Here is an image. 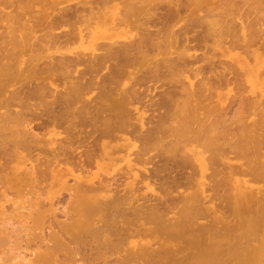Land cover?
I'll return each mask as SVG.
<instances>
[{
	"label": "bare ground",
	"instance_id": "6f19581e",
	"mask_svg": "<svg viewBox=\"0 0 264 264\" xmlns=\"http://www.w3.org/2000/svg\"><path fill=\"white\" fill-rule=\"evenodd\" d=\"M69 1L0 0V251L18 245L14 264H264V86L226 59L228 113L209 47L259 44L264 0Z\"/></svg>",
	"mask_w": 264,
	"mask_h": 264
},
{
	"label": "rangeland",
	"instance_id": "374dc122",
	"mask_svg": "<svg viewBox=\"0 0 264 264\" xmlns=\"http://www.w3.org/2000/svg\"><path fill=\"white\" fill-rule=\"evenodd\" d=\"M117 1L119 2V0H113L114 3L117 2ZM72 2H73V0L69 1V3H72ZM115 4H116V3H115ZM115 4H113V3L111 4V3H110V5L107 7V8H111V9H109V11H112V10H113V8H112L111 6L113 5V7H115V6H116ZM117 4H118V3H117ZM0 5H1V4H0ZM1 6H2V5H1ZM107 10H108V9H107ZM109 11H108V12H109ZM114 11H115V8H114ZM109 14H110V16H111V15H112V12H109ZM114 14H115V13H114ZM126 23H127V24H126ZM128 23H129V22H125L124 25L126 24V26H127ZM107 24H108V26H107ZM107 24H106V27L111 26V25H110V21H107ZM120 25H121V24H120ZM263 25H264V24H263ZM117 26H119V25H117ZM122 26H123V25L119 26L120 28L118 27L117 29L119 30V29L124 28V26H123V27H122ZM131 27H132V26H131ZM1 29H2V28H1ZM131 29H132V28H131ZM196 30H197V29H196ZM58 31H59V30H58ZM111 31H112V30H110V31H108V32L111 33ZM114 31H115V30H114ZM133 32H134V31H133ZM188 35H189V34H188ZM190 35H191V37H192V34H190ZM261 37H262V36H261ZM263 37H264V35H263ZM263 37H262V39H261V40H263V42H262L260 39H255V40H256V41H257V40H260V41H258V42H260L261 44H262V43L264 44V38H263ZM189 38H190V37H189ZM209 39H210V38H208V40H207L208 43H206V45H207V44L210 45V40H211L212 43H211V46H209V47H211L212 49H214V51H216L215 53H214V52H213V53H214L215 55H219V53L221 54V55H219V60H217L218 57L216 58V56H213V60L215 61V62H213V65L215 64L214 67H217L218 71H221V72L223 73L224 70H225L224 68H226V69L229 68L230 65L228 66L227 64H225L226 59H227V60L230 59L228 62H231V63H232V59H231V58H233V64L235 63L234 66H236V64H237V66L239 65V67H237V68H238V71H239V74L242 75V73L244 72V70L247 71L246 74H244L243 76L246 75V76H245V77H246L245 79H246V80H249L250 82H252L251 84H253V88H254V87L257 88L258 86L262 88V87L264 86V84H263V83H264V78L262 79L263 81L260 80L261 77H264V74L262 75V73H263L264 71H263V72L260 71V69H261V70H262V69L264 70V66L262 65V63L264 64V62L262 61V60H263V57H264V56H263V53H264V48H263V47H264V45H260V43L257 44V42H255V41H254V42H255L256 44L253 45V43H252L253 41H251V43L248 42V43L251 44V45L247 44V45H249V46H246V48L249 47V48H248V49H249V55H250V57H252V58H250V59H255L254 55L257 56V58L253 61L255 64H257V66L255 67V64H254L253 62H251V60H250V61L247 60V59L249 58V57H248L249 55H247V54H248V53H247V52H248V49L245 50V51H247V52L244 51V49H246V48H245V43L247 42V40L244 42V46H240V48H241V47L244 48V49H243V52L246 54L245 57L247 56V57H246V58H247L246 60L249 61V62L246 61L248 65L246 64L245 59H243V61H242V58H244V56L241 55V54H244V53H241V52H242V51H241L242 48H241V50H240V49H239V46H238V48H237V46H236V49H235V47H234L238 42H239V43H238L237 45H241V44L243 45V42H242V41H238L235 45H233L234 48H233V47L231 48V49L233 50V52H234V53H233L232 50L227 46L228 44L226 45V43H223V44L221 43V44H222V45H221V48L224 47V48H222V50H221V49H220V43H219L217 40H215V41L213 40V41H212V39H210V40H209ZM226 39H227V38H226ZM192 40H193V39H192ZM195 40H196V39H195ZM189 41H190V43H189V42H188V43L192 46V43H191L192 41H191V40H189ZM193 41H194V40H193ZM226 42H227V40H226ZM186 43H187V42H186ZM193 43H195V42H193ZM189 44H188V45H189ZM196 44H198V43H196ZM259 45H260V46H259ZM201 46H202V45H201ZM253 46H254V47H253ZM259 47L262 48V49H260ZM196 48H197V46H196ZM196 48L194 47L195 50H193V48H192L190 52H193V51H194V53H195L196 55H197V53L199 54L200 52L203 53L204 50L206 49V46L203 47V48L201 47V48L204 49V50H202V49L198 46V48L201 49V51H200L199 49H196ZM227 48H228V49H227ZM254 48H255V49H254ZM209 49H210V48H209ZM192 50H193V51H192ZM206 50H207V52H208V49H206ZM224 50H225V51H224ZM228 50H230V51H228ZM239 50H240L241 52H240ZM262 50H263V51H262ZM210 51H211V50H210ZM237 51H239V52L236 53V54H237V55H236L235 52H237ZM260 51H262V53H261ZM217 52H218V53H217ZM231 52H232V53H231ZM254 52H256V53L254 54ZM257 52H259V53L257 54ZM209 53L212 54V51L209 52ZM216 53H217V54H216ZM222 53H223V54H222ZM239 53H240V56H239ZM214 54H213V55H214ZM226 54H229V56L226 55ZM231 54H232V55H231ZM233 54H235V58L233 57ZM256 54H257V55H256ZM223 55H224V56H223ZM200 56H201V53H200ZM227 56H228V57H227ZM237 57H238V58H237ZM239 57H241V59H240ZM253 57H254V58H253ZM221 59H223V60H225V61L223 62ZM220 60H221V61H220ZM236 60H237V61H236ZM256 60H257V61H256ZM258 60H259V61H258ZM219 61H220V63H221V62L223 63V64L221 63L222 67H221V65H219V63H218ZM234 61H235V62H234ZM239 61H240V62H239ZM255 61H256V62H255ZM260 61H262V62H260ZM241 62H242V63H241ZM244 62H245V64H244ZM259 62H260V64H259ZM204 63H205L204 61H202V63H201V61H200V63L198 62L199 65L204 64ZM231 63H230V64H231ZM198 64H196V65H198ZM216 64H218V66H217ZM243 64H244L245 67H244V66L242 67ZM223 65H224V67H223ZM225 65H226V66H225ZM251 65H252L253 67H252ZM219 66H220L221 69H222V68H223V69H222V70L219 69ZM227 66H228V67H227ZM240 66H241L242 69L239 70ZM247 66H248L249 69L247 68ZM260 66H262V67H260ZM251 67L253 68L252 70H251ZM257 67H258V69H259V72H261L260 74H258V72H257V74L259 75V77L261 76L260 78H258V77H257V74H256V71H258V69H255V68H257ZM230 68H231V67H230ZM246 69H247V70H246ZM254 69H255V70H254ZM229 70H230V69H229ZM233 70H234V68H233ZM233 70H232V71H233ZM236 70H237V69H236ZM241 70H242V71H241ZM249 70H251V72H250ZM230 71H231V70H230ZM230 71L228 72V69H227V71L224 72L225 74L223 73V74L225 75V76H224L225 79H226V77L229 78V81H228V78H227V80H226V82H225L226 84L228 83L227 85L225 84L226 87H225V86H222V85L224 84V82H223V80H221L222 85H220V87H223V89H222V88H221V89L218 88L220 94H221L222 91L224 92V93L222 92L224 99H222V98H223V97H222V94H221V97H220V98H221L220 105L223 103V104H222V107L224 108V106H226V108H227L226 111H227L228 113H229V111H230L231 104L233 105V104L235 103L231 98H230V101H231V102L228 101V100H229V96H231V95L234 94V93H233V90H231V89H234V91L236 92V90H235V89H236V88H235L236 85H235L233 88H231V87L233 86V84H234V81H233V84L230 82L231 80H234V75L232 76V73H234V71H233V72L231 71V73H230ZM252 71H254V74H253ZM227 72H228V74H227ZM240 72H241V73H240ZM248 72H249V73H248ZM235 73H236V72H235ZM226 74H227L228 76H226ZM247 74H248V75L250 74V76H248ZM252 74H253V76H252ZM237 75H238V74H237ZM238 76H239V77H238ZM238 76H235V77H237V79L240 80V75H238ZM243 76H242V78H243ZM247 76H248V77H247ZM251 76L254 77L255 79L251 78ZM232 77H233V78H232ZM249 77H250L252 80H254V81L250 80ZM230 78H231V79H230ZM242 78H241V79H242ZM258 79L260 80V81H259L260 83H258V81H257ZM242 80H243V79H242ZM227 81H228V82H227ZM255 81H257L258 84H257ZM235 82L238 83V80L235 81ZM247 82H248V81H247ZM247 82L245 81V85H244V87L247 86L248 84H249L248 87L251 85L250 82H249V83H247ZM254 82L256 83L255 86H254ZM230 83L232 84V86H231ZM241 83H243V81H242ZM241 83H239V86L241 85ZM235 84H236V83H235ZM246 84H247V85H246ZM262 84H263V85H262ZM242 86H243V85H242ZM259 87H258L257 89H259ZM253 88H252V86H251V90H250V91H253V90H252ZM240 89H241V87H240ZM262 89H263V88H262ZM157 90H158V89H157ZM157 90H154V91H157ZM242 90H243V89H242ZM245 90H247V89L244 88V91L241 92V93H242V96L239 97V98H241V99H237V100H240V102H241V100L244 99V100H243V104H244V102H245V99H246L247 97H250V96H249V95H250L249 93H252V92H250L249 90H247V91H245ZM243 92H244V93H243ZM245 92H246V94H245ZM153 93H154V92H153ZM153 93H152V94H153ZM238 93L241 94L240 92H238ZM263 93H264V92H263ZM239 94H237V96H238ZM244 94H245L246 96H245ZM252 94H253V93H252ZM254 94H255V93H254ZM247 95H248V96H247ZM156 96H157V95H156ZM237 96H235V97L233 96L234 99H235ZM243 96H244L245 98H244ZM252 96H254V95H251V97H252ZM157 97H158V96H157ZM157 97H156V98H157ZM242 97H243V99H242ZM237 98H238V97H237ZM252 98H253V97H252ZM263 98H264V96H263ZM263 98L261 97L260 101H262ZM222 100H223V101H222ZM247 100H248V99H246V102H247ZM248 101H249V100H248ZM263 101H264V100H263ZM228 102H229V103H228ZM232 102H233V103H232ZM237 102L239 103V101H236V104H237ZM246 102H245V103H246ZM241 103H242V102H241ZM227 105H228V106H227ZM238 105L241 106V104H238ZM244 105H246V104H244ZM244 105H242V106H244ZM235 106H237V105H235ZM235 106H234V107H235ZM246 106H247V105H246ZM228 107H229V108H228ZM244 107H245V106H244ZM237 108H238V106H237ZM240 108H241V107H240ZM224 109H225V108H224ZM228 109H229V111H228ZM237 110H239V109H236V111H237ZM241 110H243V109H241ZM241 110H239V111H241ZM244 110L246 111V109H244ZM224 111H225V110H224ZM224 111H223V112H224ZM226 111H225V112H226ZM245 111H244V112H245ZM227 112H226V113H227ZM237 112H238V111H237ZM244 112H242V113H244ZM246 112H247V111H246ZM251 112H252V111H251ZM228 113H227V114H228ZM242 113H241V115H242ZM227 114H226V115H227ZM245 114H246V113H244V115H245ZM248 114H249V111H248ZM228 116H229V114H228ZM228 116H227V117H228ZM252 118H254L253 115H252V114H249V119H252ZM34 129H35V128H34ZM36 130H37V132L40 131V130L38 131L37 128L35 129V131H36ZM42 131H43V130H42ZM42 131H41V132H42ZM39 133H40V132H39ZM75 157H77V156H75ZM113 173H114V172H113ZM113 173H111V174H113ZM109 175H110V174H108V176H109ZM245 178H246V179H247V178L250 179L251 177H250V176H247V177H245ZM1 184H2V183H1ZM249 184H251V185H255V186H260V185H262V182L257 183V182H252V181H250ZM0 187H1V186H0ZM1 188H3V187H1ZM60 192H62V191L60 190ZM63 192H64V191H63ZM64 195H65V192H64ZM64 195H63V196H64ZM66 197H67V195H66ZM5 203H8V204H5L6 206L9 205V202H5ZM56 206H57V204H56ZM58 206H59V204H58ZM61 207H62V205L60 206V209H59V207H58L57 209L60 211V210L62 209ZM58 210H56V211L59 212ZM21 211H24V210H21ZM57 212H56V213H57ZM57 214H58V213H57ZM11 215H12V214H11ZM11 215H9V216H11ZM9 216H8V218H10ZM14 216H15V215H14ZM14 216H13V218H14ZM59 216H61V215H60V212H59ZM15 217H16L15 220H17V219H18L17 216H15ZM61 217H62V216H61ZM13 218H11V219L13 220ZM12 220H10L9 223H12V222H13ZM11 221H12V222H11ZM16 222H17V221H16ZM0 223H1V221H0ZM5 224L8 225V223H5ZM16 224H17V223H16ZM1 226H2V225H0V227H1ZM10 226H11V225H10ZM15 226H16V225H15ZM6 227H7V229H10L9 226H6ZM6 227L3 225V228L6 229ZM12 227H13V226H12ZM3 228H2V229H3ZM0 229H1V228H0ZM13 229H14V228H13ZM17 229H19V226H18ZM20 230H21V228H20ZM0 231H1V230H0ZM12 231H13V230H12ZM8 232H10V231H8ZM14 233H15V232H14ZM16 233H17V231H16ZM19 233H20V231H19ZM10 234H11V236H13V235H12L13 232H12V233L10 232ZM20 235H21V233H20ZM20 235L17 233V236H20ZM22 235H23V233H22ZM11 236H10V237H11ZM20 237H23V236H20ZM20 237H19V239H20ZM12 238H14V236H13ZM24 238H25V237H24ZM9 239H10V238H9ZM14 239H16V236H15ZM25 239H26V238H25ZM25 239H24V240H25ZM10 241H13V239H11ZM14 241H15V240H14ZM19 241H20V243H21V244H20V243L18 242V243L20 244V247L25 248V247L27 246L26 249H27V248L31 249V246H32V243H31V242H32V241L30 242L31 245H29L30 243H28V242L26 243V242H25V244H28L30 247H28V245H25V244H24L25 247L22 245L23 238L20 239ZM21 241H22V242H21ZM33 242H34V241H33ZM14 243H16V241H15ZM7 244H8V243H7ZM5 245H6V244H5ZM12 245H13V243L10 244V246H9L10 249L8 248L10 252L12 251L11 249H13V248L16 246V245H15V246H12ZM3 246H4V245H3ZM7 246H8V245H7ZM17 246H18V245H17ZM17 246H16V247H17ZM11 247H12V248H11ZM3 248H4V247H3ZM1 249H2V247H1ZM1 249H0V250H1ZM15 249H16V248H15ZM20 250H21V249H20ZM23 250H24V249H22L21 251H23ZM4 251H6V252H5V253H2V255L6 254V256H7V255L10 253V252H9V253L7 254L8 251H7V248H6V247H5V249H3V250L0 251V252H4ZM28 251H30V250H28ZM28 251L25 252V250H24L23 253L25 252V253L27 254ZM13 253H14V255H16L15 251H13ZM11 254H12V253H11ZM11 254H9V255H11ZM28 254H29V253H28ZM2 255H0V256L3 257V258H5V257H4L5 255H4V256H2ZM12 256H13V254L10 256L11 259H14V258H12ZM7 257H8V259H7L8 261L11 260L9 256H7ZM13 257H14V256H13ZM5 260H6V259H5ZM14 260H15V259H14ZM18 260H19V259L17 258L16 261H18ZM8 261H7V263H8ZM16 261H14L15 264L19 263V261H18L17 263H16ZM12 262H13V261H11V263H12ZM21 262H22V261H21ZM27 262H28V261H27ZM11 263H10V261H9L8 264H11ZM23 263L25 264L26 262H23ZM23 263H21V264H23ZM5 264H6V263H5ZM12 264H14V263H12Z\"/></svg>",
	"mask_w": 264,
	"mask_h": 264
}]
</instances>
